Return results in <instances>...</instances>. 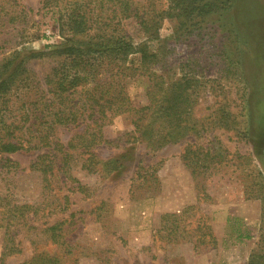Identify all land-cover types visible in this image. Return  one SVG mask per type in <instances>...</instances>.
Here are the masks:
<instances>
[{
    "label": "rangeland",
    "instance_id": "obj_1",
    "mask_svg": "<svg viewBox=\"0 0 264 264\" xmlns=\"http://www.w3.org/2000/svg\"><path fill=\"white\" fill-rule=\"evenodd\" d=\"M42 1L22 0L33 10L32 20L23 25L24 36L0 46V59L14 49L42 51L62 42L51 14L38 11ZM209 1L217 11L204 24L186 16L183 36L176 40L177 22L165 18L161 41L150 45L156 58L147 67L159 75L167 71L170 84L186 81L182 129L173 120L166 130L180 133L181 140L162 148L140 142L99 146L93 150L98 173L74 170L73 177L93 195L69 198L78 222L70 229L77 240L71 264H264V0ZM138 57L127 63L139 66ZM54 61L33 60L28 68L41 79ZM147 86L146 77L125 82L134 105L147 103ZM117 125L124 127L121 121ZM37 155H5L20 171L15 177L0 171L1 194L21 202L53 200L42 191L39 175L28 171ZM172 214L177 225L163 219ZM54 217L37 226L54 223L59 216ZM178 224L184 232L170 237ZM31 236L20 233L23 253L5 264L30 259ZM3 241L0 229V264Z\"/></svg>",
    "mask_w": 264,
    "mask_h": 264
},
{
    "label": "trees",
    "instance_id": "obj_2",
    "mask_svg": "<svg viewBox=\"0 0 264 264\" xmlns=\"http://www.w3.org/2000/svg\"><path fill=\"white\" fill-rule=\"evenodd\" d=\"M165 2L164 7L157 0H43L38 11L51 14L62 42L46 45L42 51L14 49L0 59V171L12 177L20 171L19 163L5 155L38 153L28 171L39 175L42 191L53 198L31 203L0 193L1 264L23 253L22 231L31 233L28 240L34 249L21 264L75 261L70 257L77 240L70 238V229L78 222L69 198L75 193L90 198L93 192L73 172H99L95 148L135 142L162 148L181 140L180 133L166 130L173 120L182 129L186 81L170 84L165 81L167 71L159 75L148 68L156 58L150 45L161 41L165 18L177 22L175 39L180 40L186 16L204 24V18L217 8L209 0ZM32 14L22 0H0V46L24 36L27 26L23 25L30 23ZM3 34L9 38H2ZM132 55L139 56V66L127 63ZM43 58L55 61L38 79L28 64ZM136 76L148 79L143 106L134 105L125 90V82ZM66 132L71 136L65 140ZM53 216L59 217L54 223L47 222ZM176 216L164 215L163 219L173 218L176 223ZM42 218L47 221L38 227ZM175 225L169 230L170 237L184 232ZM205 234L212 242L211 234Z\"/></svg>",
    "mask_w": 264,
    "mask_h": 264
}]
</instances>
